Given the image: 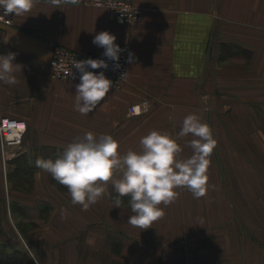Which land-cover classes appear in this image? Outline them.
<instances>
[{
    "label": "crops",
    "instance_id": "0c3cea01",
    "mask_svg": "<svg viewBox=\"0 0 264 264\" xmlns=\"http://www.w3.org/2000/svg\"><path fill=\"white\" fill-rule=\"evenodd\" d=\"M90 1L37 0L13 25L0 23V55L16 53L21 65L16 84L0 81V115L28 124L6 162L0 143V264L13 255L18 264H264V0H134L143 13L134 24ZM101 31L130 45L129 79L81 115L80 81L52 78L50 61L57 45L103 55L92 42ZM144 99L149 110L129 116ZM192 113L217 141L207 195L177 189L147 230L127 223L130 198L114 208L111 182L110 195L83 211L35 165V148H66L88 131L111 135L121 155L139 152L150 131L167 132L187 158L193 137L178 133Z\"/></svg>",
    "mask_w": 264,
    "mask_h": 264
},
{
    "label": "clouds",
    "instance_id": "9594fccd",
    "mask_svg": "<svg viewBox=\"0 0 264 264\" xmlns=\"http://www.w3.org/2000/svg\"><path fill=\"white\" fill-rule=\"evenodd\" d=\"M47 2L58 8L61 4H79L80 0ZM36 3L37 0H0V9L3 10V16H23ZM115 41L116 36L108 31L99 32L92 41L105 49V57L115 62L114 70L120 67L119 54L122 51ZM15 58L16 53L13 52L0 55V81L6 84L17 83L15 72L21 71V65L13 63ZM131 61L130 53L128 62ZM108 67L104 59L88 58L75 62L74 68L81 75L76 85L74 110L81 115L93 112L113 85L103 71L97 74L87 69ZM137 109H131L128 115H139L140 110ZM178 135L193 137L187 143L192 150L191 156L181 158L182 146L167 132L152 130L140 139L139 152L128 150L121 155L119 143L111 135L97 136L88 131L83 137L69 143L62 156L55 161L37 158L35 165L65 187L71 204L81 206L83 211L89 210L105 194L110 195L107 185L111 182L117 193L114 208H121V198L129 197L132 215L127 223L147 230L165 216L161 205L167 207L179 198L180 192L177 189L186 188L196 199L206 196L209 189L208 168L211 154L217 145L212 129L198 114L192 113L183 119ZM66 214V210L61 209L62 218Z\"/></svg>",
    "mask_w": 264,
    "mask_h": 264
},
{
    "label": "built area",
    "instance_id": "2783aa9c",
    "mask_svg": "<svg viewBox=\"0 0 264 264\" xmlns=\"http://www.w3.org/2000/svg\"><path fill=\"white\" fill-rule=\"evenodd\" d=\"M90 3L95 6H101L109 9L120 21L124 23L134 24L139 21L143 15L142 9L135 4L134 0H91ZM0 23L6 26L13 25V15L3 16V10L0 9ZM118 45L122 51L119 54L120 67L115 70V62L109 60L104 55L83 54L75 51L74 49L57 45L54 48L50 61V75L52 78L58 80L80 81L81 73L74 68L76 61L86 60L88 58L104 59L109 64L107 69L88 68L87 70L93 71L97 74L103 71L105 76L113 82L112 89L120 88L129 79L130 62H128V60L129 54L131 53V47L127 43H119ZM122 76L123 78H121ZM149 106L150 100L144 99L130 104L127 110L129 113L131 109L138 108L140 110V114L132 115L133 117H136L145 114L149 110ZM26 131L27 123L24 120L0 115V143L2 156L5 162L8 157V149L11 147L21 146Z\"/></svg>",
    "mask_w": 264,
    "mask_h": 264
},
{
    "label": "trees",
    "instance_id": "16d2710c",
    "mask_svg": "<svg viewBox=\"0 0 264 264\" xmlns=\"http://www.w3.org/2000/svg\"><path fill=\"white\" fill-rule=\"evenodd\" d=\"M64 149L65 147L41 146V147L35 148L33 151V154L36 158L41 157L43 159H52L53 161H55V159L62 156ZM31 169H34V166H31ZM27 170H30V169L27 168ZM28 180L31 181V178H28ZM25 257L27 259L28 255H26ZM6 261H8L10 264H16V263L18 264L17 255L6 256Z\"/></svg>",
    "mask_w": 264,
    "mask_h": 264
},
{
    "label": "rangeland",
    "instance_id": "374dc122",
    "mask_svg": "<svg viewBox=\"0 0 264 264\" xmlns=\"http://www.w3.org/2000/svg\"><path fill=\"white\" fill-rule=\"evenodd\" d=\"M7 193H8V191H7ZM8 197V196H7ZM10 211V210H9ZM10 213H11V211H10Z\"/></svg>",
    "mask_w": 264,
    "mask_h": 264
},
{
    "label": "snow or ice",
    "instance_id": "6c2138e0",
    "mask_svg": "<svg viewBox=\"0 0 264 264\" xmlns=\"http://www.w3.org/2000/svg\"><path fill=\"white\" fill-rule=\"evenodd\" d=\"M137 110H139V109H137Z\"/></svg>",
    "mask_w": 264,
    "mask_h": 264
}]
</instances>
